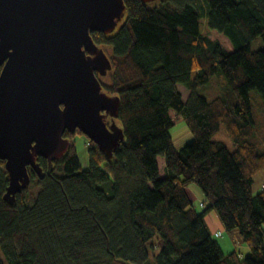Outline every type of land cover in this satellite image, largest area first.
Returning <instances> with one entry per match:
<instances>
[{"label":"trees","instance_id":"1","mask_svg":"<svg viewBox=\"0 0 264 264\" xmlns=\"http://www.w3.org/2000/svg\"><path fill=\"white\" fill-rule=\"evenodd\" d=\"M126 3L113 33H92L113 62L111 80L100 79L121 98L125 141L108 158L89 139L85 166L74 142L82 132L67 131L65 156L52 164L39 157L45 177L30 167L31 184L13 203L4 199L9 178L0 159V250L8 264H264V189L253 191L264 134L251 99L252 90L264 99V0ZM204 15L232 45L202 32ZM218 73L228 85L208 99L199 89ZM181 118L193 138L177 148L170 130ZM223 125L233 151L214 139ZM192 183L204 194L202 210ZM215 209L248 255L226 253L213 238L206 216Z\"/></svg>","mask_w":264,"mask_h":264},{"label":"water","instance_id":"2","mask_svg":"<svg viewBox=\"0 0 264 264\" xmlns=\"http://www.w3.org/2000/svg\"><path fill=\"white\" fill-rule=\"evenodd\" d=\"M153 3L157 0H142ZM126 0H0V159L13 203L71 146L68 131L87 135L108 158L125 141L118 122L121 98L104 89L113 70L92 33H113ZM122 264H134L122 261Z\"/></svg>","mask_w":264,"mask_h":264},{"label":"rangeland","instance_id":"3","mask_svg":"<svg viewBox=\"0 0 264 264\" xmlns=\"http://www.w3.org/2000/svg\"><path fill=\"white\" fill-rule=\"evenodd\" d=\"M160 0H157L153 4H158ZM201 30L204 34H208L211 37L219 38L220 42H222L227 48L228 44L227 42L231 44L229 39L222 35L219 34L217 31L212 30V28L209 26L208 23V17L207 15L202 16L201 18ZM253 47L255 49H259L263 47V40L262 38H259L258 40L253 42ZM107 81H110V75L108 74L107 76ZM228 82L227 80L220 74H216L212 76L211 81L201 87L199 89V92L206 96L208 99H214L215 97L222 95L225 91V86L227 87ZM182 89L180 90L183 94V98L185 101L189 99L190 92L189 90L185 87V85H181ZM251 99L254 104V114H255V120L258 128L259 135L261 136L264 134V99L260 95V93L257 90H252L251 91ZM119 122V121H118ZM120 123V122H119ZM171 136L175 140L176 143L180 145H184L187 142H189L192 138V133L189 129V126L185 120L181 119H176L175 120V125L171 128L170 130ZM215 140H220L223 141L230 150H235L236 145L234 141L231 139L229 136L226 126L223 125L222 129L219 131L214 136ZM74 142L78 148L79 155L81 156V161L82 164L86 166V163L88 162V149H89V138L85 134H80L77 133L74 136ZM160 159H164V157H159ZM160 167L161 170L163 171L164 168H166V164L162 165L160 162ZM34 192H37L36 187L33 188ZM189 192L192 195L193 201L196 204L197 208L199 210H202L204 207L201 206V200H205L204 194L199 188V186L196 183H192L188 186ZM264 189V171L258 172L255 177H254V184H253V191L255 194H258L260 191ZM206 221L208 223V226L211 225V228L214 230H221L222 235L217 236L215 234L213 235V238L218 240L221 244L224 245V248L227 252H231L232 250H238L240 251L241 245H245L242 243L238 231H229L226 229L224 226V223L222 222V219L220 217V214L218 210H212L209 212V214L206 216ZM211 231V230H210ZM212 232V231H211ZM0 260H3L7 263L6 257L2 250H0ZM8 264V263H7Z\"/></svg>","mask_w":264,"mask_h":264},{"label":"crops","instance_id":"4","mask_svg":"<svg viewBox=\"0 0 264 264\" xmlns=\"http://www.w3.org/2000/svg\"><path fill=\"white\" fill-rule=\"evenodd\" d=\"M181 85H182V84H179V85H178V87H179L180 90L182 89ZM191 136H192V138H193V135H191ZM192 138H191V139H192ZM173 141H174V144H175V146H176L177 148H181V147H183V146L185 145V144H184V145H180V144L176 143L174 139H173ZM160 162H161L162 165L165 164V161H164L163 159H160V158L158 157V164H159V169H160V176H161V178H165L166 175H167V171H166V168H164L163 171L161 170ZM87 164H88V162L86 163V165H87ZM203 201H204V200L202 199L201 202H203ZM208 223H209V221H208ZM209 224H210V223H209ZM209 228H210V230L212 231L211 233H212V234H215V235H217V232H218V231H221L220 229H219V230H218V229H217V230H214L213 228H211V225L209 226ZM220 244H221V243H220ZM221 246H222L223 250H224L226 253H229V252H227V251L225 250L223 244H221ZM236 250H237V249H236ZM232 251H234V250H232ZM232 251H231V252H232ZM237 251H238V250H237ZM239 252L241 253V255L246 256V255H248V254L250 253V248H249L247 245H241V249H240Z\"/></svg>","mask_w":264,"mask_h":264},{"label":"built area","instance_id":"5","mask_svg":"<svg viewBox=\"0 0 264 264\" xmlns=\"http://www.w3.org/2000/svg\"><path fill=\"white\" fill-rule=\"evenodd\" d=\"M90 144V143H89ZM222 235V232L221 231H218L217 232V236H221Z\"/></svg>","mask_w":264,"mask_h":264},{"label":"flooded vegetation","instance_id":"6","mask_svg":"<svg viewBox=\"0 0 264 264\" xmlns=\"http://www.w3.org/2000/svg\"><path fill=\"white\" fill-rule=\"evenodd\" d=\"M1 69H2V67H0V72H1ZM78 132V131H77Z\"/></svg>","mask_w":264,"mask_h":264}]
</instances>
